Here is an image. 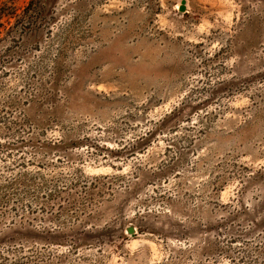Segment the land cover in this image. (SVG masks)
Instances as JSON below:
<instances>
[{
  "label": "rangeland",
  "instance_id": "374dc122",
  "mask_svg": "<svg viewBox=\"0 0 264 264\" xmlns=\"http://www.w3.org/2000/svg\"><path fill=\"white\" fill-rule=\"evenodd\" d=\"M0 264H264V0H0Z\"/></svg>",
  "mask_w": 264,
  "mask_h": 264
},
{
  "label": "water",
  "instance_id": "95a60500",
  "mask_svg": "<svg viewBox=\"0 0 264 264\" xmlns=\"http://www.w3.org/2000/svg\"><path fill=\"white\" fill-rule=\"evenodd\" d=\"M134 233H135V230H134L133 228H129V229H128V234H129V235L133 236Z\"/></svg>",
  "mask_w": 264,
  "mask_h": 264
}]
</instances>
